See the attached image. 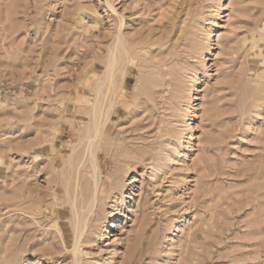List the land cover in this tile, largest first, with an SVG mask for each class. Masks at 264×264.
<instances>
[{"label":"rangeland","instance_id":"1","mask_svg":"<svg viewBox=\"0 0 264 264\" xmlns=\"http://www.w3.org/2000/svg\"><path fill=\"white\" fill-rule=\"evenodd\" d=\"M0 264H264V0H0Z\"/></svg>","mask_w":264,"mask_h":264},{"label":"bare ground","instance_id":"2","mask_svg":"<svg viewBox=\"0 0 264 264\" xmlns=\"http://www.w3.org/2000/svg\"><path fill=\"white\" fill-rule=\"evenodd\" d=\"M124 46H125V45H124ZM106 72H107V71H106ZM99 84H100V82H99ZM99 91H100V90H99ZM109 103H110V102H109ZM109 105H110V104H109ZM98 106H99V105H98ZM108 108H109V107H108ZM111 108H112V107H111ZM94 113H95V112H94ZM105 115H106V113H105ZM96 116H97V115H96ZM94 122H95V121H94ZM94 122H93V123H94ZM98 125H100V124H98ZM103 125H104V124H103ZM95 128H96V127H95ZM97 128H98V132H97L96 135H98V133L100 132L99 127H97ZM95 131H96V130H95ZM96 135H94V136H96ZM94 136H93V137H94ZM96 137H99V136H96ZM191 137H192V136H191ZM92 144H93V143H92ZM93 162H94V160H93ZM93 162H92V163H93ZM93 164H94V163H93ZM93 164H92V165H93ZM95 168H96V167H95ZM96 169H97V168H96ZM91 174H92V173H91ZM94 174H96V173H94ZM96 178H97V177H96ZM94 179H95V178H94ZM96 186H97V185H96ZM79 222H80V221H79ZM77 225H78V224H77ZM113 226H115L114 222H113V224L111 225V227H113ZM80 231H81V230H80ZM76 232H77V231H76ZM76 234H77V233H76ZM74 249H76V247H75Z\"/></svg>","mask_w":264,"mask_h":264}]
</instances>
